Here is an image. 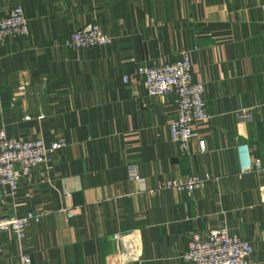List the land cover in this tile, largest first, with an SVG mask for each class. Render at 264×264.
I'll list each match as a JSON object with an SVG mask.
<instances>
[{
	"label": "crops",
	"instance_id": "obj_1",
	"mask_svg": "<svg viewBox=\"0 0 264 264\" xmlns=\"http://www.w3.org/2000/svg\"><path fill=\"white\" fill-rule=\"evenodd\" d=\"M15 2L29 33L0 40V128L66 142L1 201L0 215L43 212L22 242L30 264H192L181 257L192 233L223 221L251 243L249 264H264V175L241 173L236 151L247 143L264 165V0H0V16ZM92 20L110 45H62ZM183 49L210 116L192 125L190 157L170 140L173 95L148 96L137 74ZM131 169L146 188L194 171L217 180L151 194ZM19 253L0 233V264Z\"/></svg>",
	"mask_w": 264,
	"mask_h": 264
},
{
	"label": "built area",
	"instance_id": "obj_2",
	"mask_svg": "<svg viewBox=\"0 0 264 264\" xmlns=\"http://www.w3.org/2000/svg\"><path fill=\"white\" fill-rule=\"evenodd\" d=\"M29 33L28 20L23 7L15 2L5 16H0V40L8 37ZM112 37L105 33L96 20L85 23L63 38L62 45L72 49H85L91 46H108ZM191 49H183L176 59L160 64H141L137 74L142 78L148 96L172 94L176 106V115L169 123L170 140L179 149L181 156L190 157L189 143L194 139L192 125L208 120L204 98V84L194 81L191 74ZM126 82V78H124ZM196 143L200 152L205 150V139L198 137ZM66 147V142L57 138L44 140L42 138L20 140L8 136L0 128V206L2 198L15 194L23 177H27L34 169L42 166L50 155L60 148ZM239 171L241 173L256 171L264 175V165L250 154L247 143L236 144ZM131 178L135 179L142 190L156 194L165 190L192 193L203 188L208 181L217 178L209 172H191L184 177L166 178L153 188H146L145 179L133 169ZM74 208L67 210L71 217ZM42 211L27 210L23 214L0 215V233L8 232L15 236L20 246L19 264H30V255L22 251V242L26 237L27 227L33 222L38 223ZM123 233H116L113 238L120 243L122 250ZM253 248L251 243L236 235H232L226 222L209 230L206 237L193 232L181 257L192 264H249Z\"/></svg>",
	"mask_w": 264,
	"mask_h": 264
}]
</instances>
